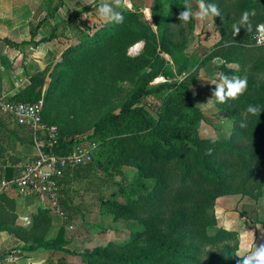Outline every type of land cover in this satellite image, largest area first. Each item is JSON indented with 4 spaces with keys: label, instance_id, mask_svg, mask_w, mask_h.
Segmentation results:
<instances>
[{
    "label": "trees",
    "instance_id": "16d2710c",
    "mask_svg": "<svg viewBox=\"0 0 264 264\" xmlns=\"http://www.w3.org/2000/svg\"><path fill=\"white\" fill-rule=\"evenodd\" d=\"M205 3L216 4L222 16L212 17L220 36L200 57L185 53L189 36L193 35L194 19L187 23L178 19L184 0L154 1L151 13L156 31L143 20L139 22V14L127 9H121L123 23L107 22L91 28L89 34L83 30L88 27L77 20V14L56 24L66 22V28L75 37L84 35L74 45H68L62 56L98 45L107 35L122 29V33L132 34L143 27L157 35L164 52L178 59L176 74L189 69L182 80L175 79L174 72L165 71L169 81L154 85L149 83L160 73L148 74L117 112H105L94 122L92 134L85 139L66 140L57 128L55 153L68 154L80 141L94 143L90 149L92 161L66 173L60 185L68 181L66 177L75 176L82 181L103 172L105 180L125 191L121 185V180H127L124 167L135 169L136 181L128 183V190L135 198L126 197L123 202H117L98 195L114 219L129 220L136 226L129 240L120 244L108 242L90 251L70 249L71 237L64 225L48 235L52 216L47 208L38 206L30 214L28 225H17L15 203L21 199L13 192L0 194V231L18 236L24 244H29L27 249L43 248L78 255L86 264H237L239 257L235 255L244 256L238 253L239 233L217 227L215 204L218 197L229 194H240L254 201L264 197V112L260 117L245 113L249 104L264 109V46H256L253 38L255 26L264 23V0H205ZM252 9L256 11L250 18L253 31L247 32L241 26L233 36L232 25L238 23L244 11ZM40 21L43 19L38 20L28 43H35L31 41L37 35ZM53 36L54 31L36 43L49 41ZM3 40L8 46L18 45L7 38ZM137 40L134 37L131 43ZM214 57L225 61L217 66V77L223 73L248 80V89L242 96L216 104L219 111L227 113L231 123L227 138L201 137L198 133L200 122L206 121V116L196 104L192 86L198 82L199 67ZM47 71L48 66L30 74L27 84L5 99L37 102ZM154 94L160 100L155 117L142 103L143 98ZM41 116L47 124L43 108ZM17 124L29 132L33 142L31 131ZM14 163L13 160L5 166L3 177L6 179L16 176L12 173ZM146 180H150L148 186L144 184ZM248 216L252 223H264L257 215Z\"/></svg>",
    "mask_w": 264,
    "mask_h": 264
},
{
    "label": "rangeland",
    "instance_id": "374dc122",
    "mask_svg": "<svg viewBox=\"0 0 264 264\" xmlns=\"http://www.w3.org/2000/svg\"><path fill=\"white\" fill-rule=\"evenodd\" d=\"M64 13H66V10H61L57 18H54L53 24L48 23L47 17L45 21H42L43 23L40 21V25L36 30L37 35L31 42H35V71L48 66L40 98L44 100L43 118L49 126H56L66 140L85 139L86 136H90L94 122L105 112H117L121 103L145 80L148 74L160 73L149 83L150 85L169 81L165 71L174 72L175 79H178V76L183 73L188 74V68L185 69L188 71L176 74L177 63L175 62L178 59H175L174 55L164 52L157 35L155 33L151 34L149 29L143 27L132 31V34L122 33L124 29L114 35L111 33L112 35H107L98 45L65 56H62L61 53L66 47L74 45L84 36L75 37L66 28L65 23L56 25L55 32L58 34V39L51 41L50 44L46 42L36 43L39 42L38 40L42 36L50 34L54 24L63 21ZM80 15L77 13V20L80 23L84 22L83 25L88 28H83V30H86V33L89 34L88 32L91 31V28L96 27L97 22H93L90 14H85L87 19H83L84 17L79 19ZM38 20L35 18V25ZM141 20L143 19L140 16L139 22ZM205 24V21H198L197 31L199 33L197 38L195 35L189 36V41L193 38L197 42L198 47L196 48L198 51L196 53L200 56L208 50L207 47L202 45V42L206 39V34L209 35L211 32V29L204 27ZM110 36H113L112 39ZM134 37H138V40L131 43ZM141 42L143 46L140 49L134 47L135 44ZM185 53L190 55L193 52L186 50ZM217 66L210 68L209 75H205V77L210 78V80L216 79ZM199 80L198 78V82H194L192 86V94L194 98L196 97L197 106L199 105L201 91L207 92L211 88L209 82L205 84ZM214 88L215 85L211 89ZM158 96V94L149 95L142 100L146 110L154 117L159 108L160 100ZM206 122L212 124L214 129L213 132L211 131V135H207V131H204L199 125L198 133L201 137L227 138L229 136L231 129L229 120H225L222 116L212 115L206 116ZM10 144L11 149H17L18 144ZM124 170L127 180H121V185H123L125 191L110 180H105L103 172H100L98 176H89L86 180L73 179L71 181L69 197L64 195V200L68 198L72 210L75 208L78 212L70 214V217H68L69 214H65L63 218L54 217L55 226L52 230L54 232L60 224L64 225L67 230L66 234L72 238L71 248L73 250L78 252L90 251L94 247L105 245L108 242L120 244L129 240L130 234L136 226L129 220L114 219L113 215L101 204L100 199V197H105L108 200L123 202L126 197L135 198L134 194L128 190V183L136 181L135 169L125 166ZM144 184L148 186L150 180L144 181ZM99 194H101L100 197ZM233 196L234 205L224 203L222 206L225 209H232H229L232 212H238L237 208H240L243 212L247 210V208L241 207L240 202L242 205L249 204L250 207L254 206L255 208L258 200L255 202L240 194H233ZM260 198L264 199V197ZM24 214L29 215L28 211L17 212L16 219L22 221L23 219L19 216ZM28 219L30 220V215ZM223 223L224 221L220 218V225L217 224V227H222ZM11 245L12 243L5 244L0 248V252ZM67 260L71 261L68 262ZM56 262L58 264L59 262L86 264L80 256L67 254L65 258L57 257ZM12 264H24V261L19 259L13 261Z\"/></svg>",
    "mask_w": 264,
    "mask_h": 264
},
{
    "label": "crops",
    "instance_id": "0c3cea01",
    "mask_svg": "<svg viewBox=\"0 0 264 264\" xmlns=\"http://www.w3.org/2000/svg\"><path fill=\"white\" fill-rule=\"evenodd\" d=\"M154 1L155 0H130V3L133 6L130 11L139 14L143 21L149 24L152 28V24L156 25L153 17L151 16V20L147 21L144 17L142 9H151ZM99 3L100 0H0V98H10L14 93L27 84L28 76L35 72V43H28L31 39V33L35 30V18L43 19V21H45V18L47 17L48 23L53 24L54 18H57L60 11L65 9V17L62 18L65 21L68 20L67 18L71 14H81L79 19L82 17H84L83 19H87L85 14H90L93 22H97L96 27H101L107 22L102 20L98 15L97 6ZM191 4L193 11H196L198 7L197 0H191ZM117 11H121V9H117ZM205 22L206 24L204 27L211 29L210 34H206V39L202 42V45L208 48L206 51L208 52L210 47L218 41L220 35L212 17L207 18ZM197 27L198 21L194 19L195 30L193 29L194 33L192 32V36L195 35L196 38L199 33V31H197ZM53 29L55 36H53L51 40L46 41L48 44L52 43L51 41H55L56 38L58 39V34L55 32L56 24L53 25L51 32ZM4 38H7L13 43H17L18 45L14 47L8 46L3 40ZM22 41L25 43L21 44ZM49 47L48 49L50 51ZM196 47H198L197 42L192 38L189 45L186 47V50L193 52L192 54L200 57V55L196 53V51H198ZM206 52L203 53L202 51L203 55H205ZM212 61L213 60H210L202 64L199 67L197 74V79L199 78V81L205 84L209 82V86H211V88L214 85L208 81L210 78L205 77V75L208 76L210 68L216 65L213 64ZM211 88L207 90V92L203 90L201 91V94H199V108L205 116H222V118H225V120L228 121V115L225 111H219L216 105L215 107L209 108L204 104L212 98L213 89ZM200 127H202L204 131H207V135H211L214 129L212 124L206 121H201ZM21 140L26 141L20 142ZM10 143L18 144L17 149H11ZM36 154L37 148L33 144L29 132L22 126L18 125L13 117L11 118L9 115L0 112V178L4 176L5 166L11 164L13 160L15 163L12 166V173L18 175L20 171V163L35 157ZM69 177H71V174ZM66 179H68V181H63L61 184L62 209L65 214H76L78 211L75 208L72 210V207L69 205L71 204L69 203V199L67 198L64 200V197L69 195V186L71 181L76 178L74 176V178L66 177ZM234 196L233 194H229L220 196L216 199L215 214L217 217V224L220 225V218H222L224 221L223 225H221L222 227L226 229H234L239 233L238 253L240 255H247L250 254L251 251L255 250L256 246L264 244V223H252L248 216L249 214L250 216L257 215L260 220L264 221V199L259 198L255 208L254 206L250 207L249 204L242 205L240 202L241 207L247 208L244 212L237 207L238 212L229 211L230 208H223L222 206L224 203L226 205L235 204V201L232 199ZM15 207L18 213L21 211H28L30 215V213L34 212L38 206L36 201L33 199H16ZM253 211H255V213ZM29 215L24 214L19 217L23 219V217H29ZM51 216V229L48 235L53 233L52 229L53 226H55L54 217L56 216L52 213ZM63 217H65V215ZM15 222L17 225L21 226L28 225L24 223L23 220L20 221L19 219H16ZM60 226L61 224L56 228V230ZM257 226H259V228ZM72 242L71 238L68 246L70 249H72ZM8 243H12V245L0 252V264H12L13 261H17L19 259L20 261H24V264H58V262H56V258H65L66 255L63 252L43 248L27 249L29 244H24L18 236L9 234L7 231H0V248ZM67 261L70 262L71 260ZM59 264H65V262H59Z\"/></svg>",
    "mask_w": 264,
    "mask_h": 264
},
{
    "label": "built area",
    "instance_id": "2783aa9c",
    "mask_svg": "<svg viewBox=\"0 0 264 264\" xmlns=\"http://www.w3.org/2000/svg\"><path fill=\"white\" fill-rule=\"evenodd\" d=\"M256 41V40H255ZM188 74L178 76L184 79ZM43 100L35 103L15 102L0 98V112L12 116L17 123L26 126L32 133L37 154L19 165V173L13 178H0V194L13 192L18 198L33 199L37 206L47 208L54 216H64L61 207L60 180L66 173L92 161L93 142H77L68 154L54 152L58 129L47 125L41 116ZM28 224L27 217H23Z\"/></svg>",
    "mask_w": 264,
    "mask_h": 264
},
{
    "label": "clouds",
    "instance_id": "9594fccd",
    "mask_svg": "<svg viewBox=\"0 0 264 264\" xmlns=\"http://www.w3.org/2000/svg\"><path fill=\"white\" fill-rule=\"evenodd\" d=\"M197 10L193 11L191 0H184L183 10L180 11L178 19L181 23H187L191 19H195L199 22H204L209 17L222 16L219 7L214 3H205V0H197ZM132 4L130 0H100L97 6V12L100 18L108 23L121 24L124 22V15L122 11L117 9H128L132 10ZM144 17L147 21L151 20V9H142ZM256 15L255 9L250 11L246 10L241 14L238 23L232 25L233 36L238 34L240 27H244L247 32L253 31V25L251 23V17ZM153 31H156V25L152 24ZM256 40V46H264V23L257 24L255 26V35L253 37ZM142 42L134 45L135 48L140 49ZM213 64L221 65L225 61L221 57H214ZM211 84L215 85L212 92V98L207 103H204L207 107H215L216 104H223L229 100H236L242 96L248 89L247 77L240 76H228L223 73L219 74L216 79L208 80ZM264 109L260 105L249 104L245 113L251 116H259ZM241 126H245L244 123ZM259 228V226H257ZM247 251V249H246ZM237 264H264V244L256 246L255 250L251 251L250 254L239 256Z\"/></svg>",
    "mask_w": 264,
    "mask_h": 264
}]
</instances>
